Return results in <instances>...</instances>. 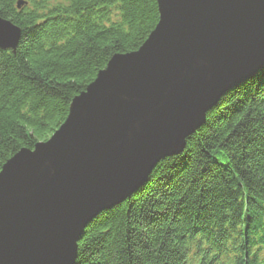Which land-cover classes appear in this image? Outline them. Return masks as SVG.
Returning a JSON list of instances; mask_svg holds the SVG:
<instances>
[{
    "label": "trees",
    "instance_id": "1",
    "mask_svg": "<svg viewBox=\"0 0 264 264\" xmlns=\"http://www.w3.org/2000/svg\"><path fill=\"white\" fill-rule=\"evenodd\" d=\"M0 17L20 30L15 49L0 50L1 168L59 128L112 55L141 46L158 10L156 0H0ZM73 264H264V67L87 223Z\"/></svg>",
    "mask_w": 264,
    "mask_h": 264
},
{
    "label": "water",
    "instance_id": "2",
    "mask_svg": "<svg viewBox=\"0 0 264 264\" xmlns=\"http://www.w3.org/2000/svg\"><path fill=\"white\" fill-rule=\"evenodd\" d=\"M21 2H17V6ZM158 21L0 168V264H73L87 223L134 192L229 89L264 67V0H156ZM20 30L0 17V50Z\"/></svg>",
    "mask_w": 264,
    "mask_h": 264
},
{
    "label": "rangeland",
    "instance_id": "3",
    "mask_svg": "<svg viewBox=\"0 0 264 264\" xmlns=\"http://www.w3.org/2000/svg\"><path fill=\"white\" fill-rule=\"evenodd\" d=\"M57 1H59V0H51L52 3L57 2Z\"/></svg>",
    "mask_w": 264,
    "mask_h": 264
}]
</instances>
